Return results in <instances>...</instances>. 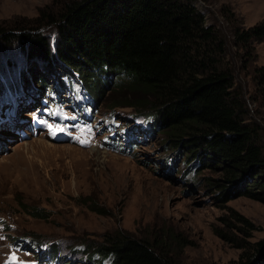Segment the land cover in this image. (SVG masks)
<instances>
[{
  "label": "rangeland",
  "instance_id": "obj_1",
  "mask_svg": "<svg viewBox=\"0 0 264 264\" xmlns=\"http://www.w3.org/2000/svg\"><path fill=\"white\" fill-rule=\"evenodd\" d=\"M64 1L0 0V30L10 31L8 37L0 33L1 98L9 84L23 89L22 72L29 80H34L30 83L35 82L41 88L36 76L39 72L48 80L49 87L55 88L54 79L45 75L50 62L44 65L29 55L26 48L29 39L23 34L33 32V27L40 25L35 28L44 30L53 52L54 25L43 20L35 23L43 14L58 11ZM195 1L207 22L214 23L226 40V63L233 68L235 83L246 100L248 116L262 127L261 141L264 143V90L255 77L258 68L264 70V39L254 40L249 53L233 42L235 26L248 27L264 17V0ZM27 57L33 59L30 64ZM52 67L54 75L59 67L65 68L57 64ZM113 86H104L107 87L104 96ZM62 89L59 93L57 89L54 91L60 98L68 95L65 101L71 105L54 115L67 119L65 123L71 125L67 130L71 135L65 140L53 136V128L63 123L55 119L44 126L40 135L26 136L21 124L22 139L6 131L7 136L14 138L0 152V264H23L38 259L34 250H17L10 242L12 236L28 232L45 242L56 241L63 254L68 252L67 244L74 239L91 244L108 232L123 230L153 240L169 231L172 235L167 236V251L175 264H236L243 251L238 246L240 238L250 243L264 238V202L232 194L227 201H222L217 197L218 187L208 183L219 176L218 168L199 167L195 175L186 176L189 163L179 161L177 173L166 177L163 172L167 164L161 165L158 158L173 152L185 159L196 151L193 147L182 148L170 142L166 149L162 146L166 134L159 127L156 137L141 142L135 154L123 153L109 144L110 136L105 134L110 132L111 123L118 131L121 124L140 126L141 121L132 116L131 107L115 106L111 110L109 100L100 98L92 115L90 106L77 103L68 87ZM10 99L7 91L1 102H6L7 107ZM16 106L20 109L18 116L29 113L22 103ZM37 113L42 120L44 115L52 116L53 111L45 105ZM7 118V112L1 114L0 126L16 123L11 118L12 124H8ZM62 146L73 147L76 151ZM208 160L205 155V162ZM90 203L104 212L94 211ZM35 205L46 210L45 217L31 211ZM236 211L248 220L249 236L240 231L242 223L231 215ZM9 255L11 257L6 259Z\"/></svg>",
  "mask_w": 264,
  "mask_h": 264
},
{
  "label": "trees",
  "instance_id": "obj_2",
  "mask_svg": "<svg viewBox=\"0 0 264 264\" xmlns=\"http://www.w3.org/2000/svg\"><path fill=\"white\" fill-rule=\"evenodd\" d=\"M42 20L56 30L53 52L44 30L36 29L40 25L23 35L29 39V55L44 65L50 62L46 75L54 73L56 64L65 66L58 69L62 82L75 83V90L94 104L105 98L111 110L128 106L132 114L143 116V134L134 132L128 145L132 154L142 137L154 138L162 127L166 149L174 142L196 150L185 159L173 152L162 154L157 161L167 164L164 174H176L179 161L189 163L186 176L195 175L199 167H215L220 174L208 183L218 187L217 197L222 201L232 194L264 202L262 127L248 116L233 68L226 63L225 38L214 23L207 22L195 0H65L58 11L43 14L35 24ZM9 32L0 30L4 37ZM262 39L264 17L248 27L233 29L234 44L246 53L253 49L254 40ZM27 58L30 64L33 59ZM36 75L37 81L47 84L44 75ZM257 75L264 90L262 67ZM105 85H114L106 96ZM89 206L104 212L94 203ZM31 211L46 216L40 206ZM231 215L242 223L240 231L247 236L246 225L250 224L246 217L237 211ZM170 235L167 231L150 240L112 231L91 244L74 239L63 255L56 241L45 251L62 264H175L167 251ZM22 236L32 246L43 242L30 232ZM238 246L243 251L236 264H264V238L250 243L243 237Z\"/></svg>",
  "mask_w": 264,
  "mask_h": 264
},
{
  "label": "bare ground",
  "instance_id": "obj_3",
  "mask_svg": "<svg viewBox=\"0 0 264 264\" xmlns=\"http://www.w3.org/2000/svg\"><path fill=\"white\" fill-rule=\"evenodd\" d=\"M29 71V70H28ZM62 147H65V149L66 150H74V148L73 147H70V146H68V147H66V146H62ZM77 147H79V146H77ZM90 150V149H89ZM74 151H76V150H74ZM91 151H93V150H91ZM159 173V172H158ZM160 173H161V175H162V170H160ZM166 175V174H165ZM166 177H168L167 175H166Z\"/></svg>",
  "mask_w": 264,
  "mask_h": 264
},
{
  "label": "snow or ice",
  "instance_id": "obj_4",
  "mask_svg": "<svg viewBox=\"0 0 264 264\" xmlns=\"http://www.w3.org/2000/svg\"><path fill=\"white\" fill-rule=\"evenodd\" d=\"M13 260H15V257H13Z\"/></svg>",
  "mask_w": 264,
  "mask_h": 264
}]
</instances>
